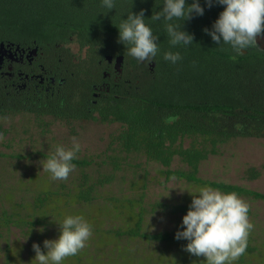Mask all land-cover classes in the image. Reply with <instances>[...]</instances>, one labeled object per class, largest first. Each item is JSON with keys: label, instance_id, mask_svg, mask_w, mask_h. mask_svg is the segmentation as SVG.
Masks as SVG:
<instances>
[{"label": "trees", "instance_id": "trees-1", "mask_svg": "<svg viewBox=\"0 0 264 264\" xmlns=\"http://www.w3.org/2000/svg\"><path fill=\"white\" fill-rule=\"evenodd\" d=\"M200 2L204 4V0ZM160 7L162 0H115L114 8L109 10L101 0H0L2 45L34 44L45 53L47 64L52 61L57 64L59 53L63 60H70L64 53H70L71 45L75 44L79 50L86 48L97 56H125L136 68L142 69L136 70L133 76H125L113 93L116 96L101 103L97 117L86 113L85 97L77 98L72 91L63 90L59 98H40L35 110L32 97L6 96L0 83V119L6 112L35 110L40 117L51 115L67 122L92 119L120 124L118 134L111 139L117 149L107 156L108 165L103 163L109 167V172L96 171L94 176L82 173L77 182L71 183L74 188L68 190L67 197L73 196L74 204L91 203L97 188L111 183L121 161L130 155L157 163L166 180L176 177L195 185H211L254 200H264V194L223 182L204 181L197 176L200 163L209 155H216L222 144L236 138H264V50L257 45L236 53L223 42L217 45L203 31L211 27L222 10L223 5L218 3L206 6L203 15L194 14L184 21L174 18L193 34V42L171 45L163 18L154 21L150 17ZM140 9L144 10L145 22L158 36L159 51L150 61L154 63L153 76L148 74L146 61L130 56L127 47L118 40L116 25L120 19L126 18L128 11ZM258 36L264 37V32ZM169 49L180 51L182 58L175 63L165 60L163 52ZM78 73L81 75L82 70ZM75 81H78L77 75L71 82ZM83 91L87 97L85 88ZM75 103H79V107L74 106ZM0 132H6L1 125ZM175 160L181 167L173 170ZM73 163L84 170L92 161L83 158L74 159ZM247 174L249 179L259 176L250 169ZM61 186L63 189V184ZM57 193L54 190L39 194L35 197L36 206L44 207ZM142 213L141 209L134 212V226L124 234L149 241H168L167 234L141 232ZM2 218L0 227L7 226L10 217L4 213ZM39 223V220L30 222L32 226ZM251 250L247 244L245 251Z\"/></svg>", "mask_w": 264, "mask_h": 264}, {"label": "rangeland", "instance_id": "rangeland-1", "mask_svg": "<svg viewBox=\"0 0 264 264\" xmlns=\"http://www.w3.org/2000/svg\"><path fill=\"white\" fill-rule=\"evenodd\" d=\"M71 48L77 50L75 44ZM0 125L6 131L0 132V218L4 213L10 217V223L0 227V264H39L34 258L33 242L45 250L43 240L58 235V224L68 214L83 216L91 224L92 234L83 248L65 257L61 264H207L203 255L185 250L186 240L174 238L191 200L189 192L195 193L201 186L176 177L166 180L157 163L130 155L121 161L111 183L97 188L91 203L74 204V197H67L68 190L74 188L71 183L82 173L94 176L96 171L109 172L107 156L117 149L111 139L118 134L119 124L42 122L23 114L2 117ZM73 136L80 143L74 159L85 158L92 164L84 170L75 166L66 179H53L42 163L57 144L71 146ZM179 167L181 164L175 160L171 168ZM249 169L259 176L249 179ZM197 176L264 194V138H236L222 144L216 155L200 163ZM54 190L58 193L47 205L36 206V196ZM239 196L249 205L248 218L253 228L247 244L252 250L226 264H264V200ZM140 209L141 232L167 234L168 241L124 234L134 226V212ZM36 220L40 223L32 226L30 222Z\"/></svg>", "mask_w": 264, "mask_h": 264}, {"label": "clouds", "instance_id": "clouds-1", "mask_svg": "<svg viewBox=\"0 0 264 264\" xmlns=\"http://www.w3.org/2000/svg\"><path fill=\"white\" fill-rule=\"evenodd\" d=\"M106 9H113L115 0H101ZM214 3L223 5L211 27H205L211 39L220 45H230L231 50L242 53L257 46V36L264 32V0H162V7L152 12V20L165 21L164 28L171 45H188L193 34L184 29L174 18H191L203 15L205 7ZM182 21V22H183ZM118 40L127 47L130 56L138 61H152L159 51L158 36L145 22L144 10L128 11L118 25ZM165 60L172 63L180 60V51L165 50ZM71 146L57 144L55 150L42 163L53 179H66L75 168L73 163L80 143L71 137ZM189 192V191H188ZM191 200L180 224L174 233L175 239H184L186 251L196 256L203 255L207 264H226L235 260L247 247V237L253 224L248 218V203L235 191H223L211 185H203L195 193L189 192ZM58 235L45 238L40 244L33 242L34 258L39 264H61L85 246L92 234L91 224L79 214L65 215L59 222ZM43 231V228H40Z\"/></svg>", "mask_w": 264, "mask_h": 264}, {"label": "flooded vegetation", "instance_id": "flooded-vegetation-1", "mask_svg": "<svg viewBox=\"0 0 264 264\" xmlns=\"http://www.w3.org/2000/svg\"><path fill=\"white\" fill-rule=\"evenodd\" d=\"M64 54L70 60H63L59 53L60 58L57 64L51 62V60V63L47 64L45 53L40 51L39 47L34 44L25 46L14 43L3 44L0 50V83L5 95L30 96L32 97L30 100L33 105H36L35 110H37L40 98H59L62 97L63 90L72 91V95L77 98L85 97L83 105L86 106V113L97 117L101 103L109 97L116 96L113 93L120 87L125 76H133L136 70H142L136 68L133 63H130L122 55L104 54L97 56L86 48L79 50L78 47L76 51L71 50L70 53ZM151 63L146 61L148 74L153 76ZM78 70H82L81 75ZM76 75L78 81L71 82ZM68 82L71 84H67ZM83 88L88 94L87 97L83 93ZM74 106L79 107V103H75ZM35 110L20 113L6 112L4 117L26 114L42 122L48 120L65 123L94 121L92 119H81L67 122L55 119L51 115L40 117Z\"/></svg>", "mask_w": 264, "mask_h": 264}, {"label": "water", "instance_id": "water-1", "mask_svg": "<svg viewBox=\"0 0 264 264\" xmlns=\"http://www.w3.org/2000/svg\"><path fill=\"white\" fill-rule=\"evenodd\" d=\"M257 45L259 46L260 49L264 50V37L257 36ZM2 48V44H0V50ZM151 67H154V63H151Z\"/></svg>", "mask_w": 264, "mask_h": 264}]
</instances>
